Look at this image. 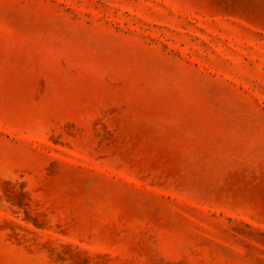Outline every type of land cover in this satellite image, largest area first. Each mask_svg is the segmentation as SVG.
<instances>
[{
    "label": "rangeland",
    "instance_id": "374dc122",
    "mask_svg": "<svg viewBox=\"0 0 264 264\" xmlns=\"http://www.w3.org/2000/svg\"><path fill=\"white\" fill-rule=\"evenodd\" d=\"M0 264H264V0H0Z\"/></svg>",
    "mask_w": 264,
    "mask_h": 264
}]
</instances>
